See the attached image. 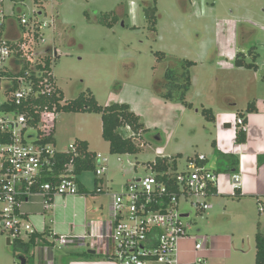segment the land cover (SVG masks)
<instances>
[{"label": "rangeland", "instance_id": "obj_1", "mask_svg": "<svg viewBox=\"0 0 264 264\" xmlns=\"http://www.w3.org/2000/svg\"><path fill=\"white\" fill-rule=\"evenodd\" d=\"M144 6L158 9L156 32ZM110 14L109 20L117 19L112 27L101 22ZM0 16L7 27L3 36L15 48L26 43L30 52L25 58L31 65L44 62V50L53 49L52 72L65 101L91 95L101 107L128 104L141 117L147 132L133 138L138 153L114 155L102 136L100 114L57 116L54 135L60 150L87 141L91 152L107 160L103 182L95 172L98 162L94 171L79 176L89 192L102 186L101 193L89 196L88 205L105 219L111 213L110 197L124 194L129 183L150 175L149 164L158 158L176 159L178 172H184L188 158L203 155L207 169L223 170L212 146L215 128L204 110H228V100L237 103L236 114L246 113L249 102L264 107V0H2ZM22 16L31 22H52L42 31L44 43L39 35L24 40ZM249 51H254L258 70L236 66L239 53L247 63L253 62ZM158 53L165 57L160 59ZM183 60L195 63L186 103L159 97L154 83L169 69L180 71ZM3 100L0 93V103ZM226 202L225 197L214 199L215 209L204 214L182 209L192 214L184 219L192 233L202 229L199 243L207 249L209 244L208 255L201 253L204 264H256L254 225L246 228L240 210L226 208ZM8 238L0 230V264H21L22 252L9 245ZM66 247L56 248L57 258L74 251ZM179 260L194 264V242L180 244Z\"/></svg>", "mask_w": 264, "mask_h": 264}, {"label": "built area", "instance_id": "obj_2", "mask_svg": "<svg viewBox=\"0 0 264 264\" xmlns=\"http://www.w3.org/2000/svg\"><path fill=\"white\" fill-rule=\"evenodd\" d=\"M20 23L27 29L24 40H28L30 35L33 39L39 35L42 43L45 42L42 31L52 25V22H31L24 16L20 18ZM3 24V17L0 16V28ZM29 52L26 43L15 48L4 36L0 38V93L4 97L0 103V134L8 136L9 140L0 142V230L7 234L11 243L36 233L21 215L22 206L29 199L40 196L44 207L51 210L56 198L79 194L72 166L58 183L42 182L44 175L52 170L56 155L61 152L54 144L44 142L50 131L56 129L58 114L46 110L27 113L1 108L5 104L19 108L33 95L34 85L27 78L29 71L26 76L16 75L15 72V57L20 53L21 58L27 60L25 56ZM49 76L55 79L53 72H49ZM50 77L40 85L45 87L41 93L55 91ZM15 82L18 87L13 90ZM228 117L232 121L231 126L246 132L243 118L236 113H229ZM69 151L78 155L74 143L65 152ZM95 161L100 166L96 170L100 178L107 171V160L96 155ZM207 161L205 156H197L188 161L186 171L175 175L161 173L158 176L150 170V175L129 183L124 194L111 196L112 220L101 234L90 233L80 237L59 235L55 240L57 247L61 249L75 240L85 244L88 238H94L113 245L112 252L105 246V257L115 264H181L180 244L188 239H198L191 235L184 222L186 218L183 215L189 211L182 209L195 210L198 214L212 210L210 198L219 188L221 172L219 169H207ZM241 181V173H231L233 197L237 196ZM33 187H38V192H33ZM98 192L101 193L102 189ZM259 211L264 213V204L259 205ZM204 250L203 244H195L197 257L194 264H204L201 256Z\"/></svg>", "mask_w": 264, "mask_h": 264}, {"label": "trees", "instance_id": "obj_3", "mask_svg": "<svg viewBox=\"0 0 264 264\" xmlns=\"http://www.w3.org/2000/svg\"><path fill=\"white\" fill-rule=\"evenodd\" d=\"M2 0H0L1 3ZM144 2V0H141ZM144 13L148 22L151 24V29L156 32L157 30V13L158 9L156 6H144ZM110 15H106V18L101 20V22L109 27H112L117 19L113 17L112 20ZM110 17V18H109ZM21 18V17H20ZM19 18V22H20ZM6 23L0 28V38L5 35L4 32L7 29ZM12 24V23H8ZM13 25V24H12ZM21 25V23H20ZM14 26V25H13ZM22 26V25H21ZM16 27V26H14ZM18 29V28H17ZM7 36V35H6ZM15 47V46H13ZM46 57L44 62L38 65H31L27 60L21 58L19 53L15 57V72L16 75L26 76V72L29 71L30 75L27 77L34 85V93L31 95L26 102L19 108L15 106L2 105L4 109L18 110L19 112L26 111L34 113V111H54L56 114L60 113H95L100 114L102 119V136L104 140L109 144L110 153L114 155H125V154H136L139 149L133 142V138L141 136L147 132L141 117L132 112L131 107L128 104L114 103L107 107H101L95 97L89 95H81L77 99L70 102L65 101L63 92L58 88L56 79H52L49 76V72H52V61L51 54L53 53L52 48H47L44 50ZM160 59L164 58V53H158ZM249 55L252 57V63H247L246 58L243 53H239L236 58V66L238 68H247L258 70L256 65V57L254 56V51H249ZM181 70L174 71L169 69L163 80H159L154 83L155 93L169 101L186 103V95L192 87L191 79V68L195 66V63L189 60H183L180 63ZM49 78L50 83L55 86V91L51 94L41 93L42 89L45 90L44 85L45 80ZM18 87L17 83L13 84L12 89L16 90ZM192 106L190 104H187ZM256 111L255 103L250 102L247 106L246 114H239L241 118L244 119L246 123V115L248 113H253ZM207 121L215 122V115L212 110L206 109L202 113ZM132 133V136H127V131ZM55 129L51 130L49 135L44 139L45 143H52L55 145ZM8 136H3L0 134V142H8ZM237 142L239 144H244L246 142V132L242 130L237 131ZM77 147L78 155L69 152H60L56 155L54 159V166L51 171H48L42 182L47 183H58L61 180L62 175L65 174L66 170L72 166L73 174L77 177L76 182L79 187V195L88 196L99 194L97 188L94 192H89L78 180V177L85 171H94L96 166V154L89 151V144L86 141H76L74 142ZM222 171L229 172L236 170L238 161L233 157H223L221 158ZM153 173H170L175 175L178 172L177 160L176 159H157L156 161L149 164L148 167ZM220 172H222L219 169ZM96 172V171H95ZM236 172V171H235ZM38 187H33V192H38ZM49 234V230L46 233L39 234L34 233L26 239H19L11 244H13L17 250L22 252L21 259H25L26 264H28L29 254L35 249V247L40 243H47L45 237ZM256 239V264H264V235L257 233ZM84 258H94L93 255L88 253H83L81 255ZM104 258L108 259V257Z\"/></svg>", "mask_w": 264, "mask_h": 264}, {"label": "crops", "instance_id": "obj_4", "mask_svg": "<svg viewBox=\"0 0 264 264\" xmlns=\"http://www.w3.org/2000/svg\"><path fill=\"white\" fill-rule=\"evenodd\" d=\"M13 31L16 32L18 30L13 26ZM228 105V110L224 108L214 111L215 122H213V125L216 138L212 146L219 160H221L222 156L233 157L238 161V165L235 168L236 170L229 172L222 171L220 173L219 188L217 193L210 198V201L213 204L214 199H223L225 197L227 199L226 208L234 206V211H237L236 209L240 210L238 214L245 217L246 228L254 225V231L264 235V213H260L259 211V205L264 204V107L258 105V102H256V111L246 115V142L239 144L237 142L238 127L231 126V128H227V125L232 122L228 114L237 113L235 112L237 103L228 100ZM246 113L238 112V115ZM54 138L56 148L61 152L67 151L60 150L58 148L59 141L55 135ZM88 144L90 151V143L88 142ZM235 171L241 173L242 181L240 188L237 190V196L233 197L231 195L233 191L231 173ZM99 180L103 182L101 177ZM79 182L85 187L80 180ZM97 188L102 189V186L98 187L97 185ZM89 196L78 194L72 197L56 198L51 210L44 207L43 199L40 196L32 197L28 202L23 204L21 215L24 221L31 225L36 233L44 234L46 230H49V234L45 237L47 243L38 244L31 254H29L28 259L33 260L34 264H115L112 260L104 258L107 255L105 246L112 252L113 245H106V243L94 238H88L85 244L77 240L69 243L66 249L74 251L69 253V256L57 258L55 251L58 247L55 240L59 235H74L77 237L89 236L90 233L97 235L101 234L104 227L110 224L112 220L111 213L105 219L101 211H95L92 208L89 210ZM111 203L112 197H110V212ZM214 209L215 206L213 205V209L208 212ZM91 213L92 215H90ZM201 231L202 229L200 228L195 233L191 231V235L198 239L196 241L188 239L183 241V243H199ZM207 247L209 249V244ZM82 248H86L87 251H84ZM208 249L205 248L202 252L205 257L208 255ZM89 250L96 251L94 258H84L81 256L83 253H88Z\"/></svg>", "mask_w": 264, "mask_h": 264}, {"label": "water", "instance_id": "obj_5", "mask_svg": "<svg viewBox=\"0 0 264 264\" xmlns=\"http://www.w3.org/2000/svg\"><path fill=\"white\" fill-rule=\"evenodd\" d=\"M227 128H231V124H228V125H227ZM218 163H221V161L219 160ZM191 215H192L191 212H188V213H186L185 215H183V217H184V218H189V217H191ZM7 243H8L9 245L11 244V240H10L9 238H8V240H7ZM88 253H89L90 255H93V256L96 255V251H95V250H89ZM21 264H26L25 259H21Z\"/></svg>", "mask_w": 264, "mask_h": 264}]
</instances>
